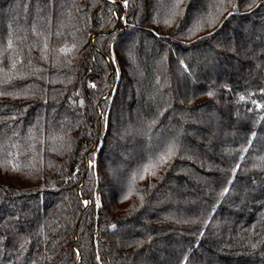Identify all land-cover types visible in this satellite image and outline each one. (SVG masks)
I'll return each mask as SVG.
<instances>
[{
  "label": "trees",
  "instance_id": "obj_1",
  "mask_svg": "<svg viewBox=\"0 0 264 264\" xmlns=\"http://www.w3.org/2000/svg\"><path fill=\"white\" fill-rule=\"evenodd\" d=\"M0 264H264V0H0Z\"/></svg>",
  "mask_w": 264,
  "mask_h": 264
},
{
  "label": "water",
  "instance_id": "obj_2",
  "mask_svg": "<svg viewBox=\"0 0 264 264\" xmlns=\"http://www.w3.org/2000/svg\"><path fill=\"white\" fill-rule=\"evenodd\" d=\"M115 2H118V0H114Z\"/></svg>",
  "mask_w": 264,
  "mask_h": 264
}]
</instances>
